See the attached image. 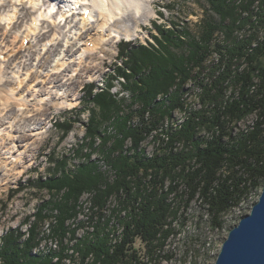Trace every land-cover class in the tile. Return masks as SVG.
<instances>
[{
	"label": "trees",
	"instance_id": "trees-1",
	"mask_svg": "<svg viewBox=\"0 0 264 264\" xmlns=\"http://www.w3.org/2000/svg\"><path fill=\"white\" fill-rule=\"evenodd\" d=\"M207 1L219 20H207L200 36L181 41L178 48L183 52L179 55L163 46L167 53L163 64L150 59L143 63L150 72L133 89V102L141 106L133 112L142 122L131 125L128 116H114L121 137H110L109 141L114 139L112 145L104 143L100 151L118 170V179L102 188L104 176L91 164L65 173L67 179L56 188L67 190L61 199L64 202L54 203L60 212L53 230L57 237L65 236V222L77 216L79 196L94 188L97 192L91 205L93 230L74 246L83 257L79 264H148L139 254L137 241L145 245L151 260L157 261L166 241L179 233L175 221L185 225V212L193 200L206 209L210 227L221 230L225 215L264 184V30L259 32V26L264 27V0ZM255 4L257 11L252 10ZM247 24L254 29L250 34L233 36ZM158 28L163 34L161 38L155 36L159 42L170 39V29ZM217 30L224 33L227 45L213 43ZM154 49L122 40L119 56L125 64L136 63L138 53ZM212 49L221 57L206 67ZM186 80L202 86L198 98L203 107L189 110L180 128L173 129L165 121L172 118L173 110L183 107ZM94 85H88L87 99L97 100L104 107L108 91L93 95ZM160 95L163 97L159 100ZM146 113L151 115L149 120H144ZM250 115H255L253 122L236 131ZM90 131L97 133L92 127ZM201 131L205 132L203 136ZM154 132V137H159L158 152L147 156L140 146ZM112 196L119 206L107 214ZM112 220L122 228L119 234ZM37 235L33 225L30 238L21 241L18 248L17 234L9 231L0 246V259L8 264H58L53 259L64 257L66 245L62 241L60 252L36 255L31 250Z\"/></svg>",
	"mask_w": 264,
	"mask_h": 264
},
{
	"label": "rangeland",
	"instance_id": "rangeland-1",
	"mask_svg": "<svg viewBox=\"0 0 264 264\" xmlns=\"http://www.w3.org/2000/svg\"><path fill=\"white\" fill-rule=\"evenodd\" d=\"M239 1L236 0L237 3ZM8 2L9 0H0V5H2L3 10L11 9L12 6L10 5H13L15 0L11 3ZM16 3L18 5L20 2L17 1ZM42 3L43 0H40L39 5ZM150 5H152L155 14L150 21H142L140 34L136 38L130 40L123 37L117 40V37H114L110 44L105 43L99 50H96L97 52L93 55L94 60L91 57L87 63L83 62L75 66H78V68L83 66L93 68L91 71L89 69L79 70L81 75L76 77L73 83H68L64 88V90L68 91L69 98L79 97V101L75 106L63 108L59 111L50 101L48 103L47 100L44 101V107H41V109H45L46 114L38 116L43 118L42 121L45 122V126L42 129L34 131V133L43 132L45 129H49V132L46 133L47 137L40 148L37 147L39 145V142H36L39 136L37 135L31 136V139L28 142L25 141L23 146H18V143H16L15 150L19 149L16 153L18 160L15 157H10L11 153H5L6 149H3L2 152L0 151V246L6 234L14 230L15 235L17 234V238L19 239L18 248L22 247L20 244L21 241L30 238V229L34 225L38 233L35 240L37 243L33 244L31 250L34 254H49L54 251L60 252L63 241L64 245H66L65 255L60 260L57 258L53 259V262L58 264L80 263L83 258L82 254L76 252L74 246H76L75 244L80 238L93 230L94 222H92L91 216L94 213L91 205L92 199L96 196L97 192L94 188L93 191L84 192L79 196V212L77 216L65 222L67 226L65 236L57 237L53 233V230L58 222L57 216L60 212L56 209L54 203L64 202L61 199L63 198V194L67 193V190L66 188H60V190L56 188L62 186V182L67 179L65 173L77 171L79 168L91 164L96 166V172L104 176L105 183H102V188H105L108 184L118 179V170L106 160L105 155L100 151V147L104 143L108 147L111 146L114 139L109 141V138L112 136L117 137L119 135L121 137L120 133L116 130L118 128L115 125L114 116L116 114L121 117L128 116V124L131 125H137L142 122L139 115L133 112L141 107L139 104L133 102V89L141 85L139 82L141 77L150 72L149 67L143 66V63L147 59H150L153 63L160 61L163 64L167 55L163 46H166L172 53L179 55V53L183 52V48H178L181 41L190 42L194 37L200 36L207 20H219V17L211 9L207 0H154ZM21 7L22 5H18V15L22 16L26 13L27 8L21 9ZM45 7L43 6V8ZM148 9L152 8L148 5ZM252 10H258L257 4L252 6ZM243 14L245 17L248 16V13ZM45 19L39 22L40 28L50 25V19ZM253 20L257 24L256 15H253ZM43 22H45L44 25ZM124 22L133 25L132 19H127ZM227 22L229 23V20ZM1 25L0 36L5 32ZM10 27L12 25L7 30H10ZM158 27L171 30L169 32L171 36L168 39L169 41L166 38L165 42H159L155 38V36L161 38L163 35L159 32L160 29ZM43 30H46V28H43ZM253 30L250 24H247L245 28L236 30L233 36L245 37ZM263 30L264 27L260 25V34H262ZM183 32H187L188 34L183 37L180 35ZM22 33L23 31L21 35ZM4 35L9 36V33L5 32ZM33 39L35 40V38ZM122 40L130 41L133 44H143L148 48L154 47L155 49L154 51L151 50V52L144 51L143 53H138L137 57L139 59L136 63L129 62V64H125V59L119 56V44ZM213 43H219L222 46L228 44L221 30L215 32ZM65 49L66 47H63L62 51ZM220 57V53L212 49V52L206 59L205 66L211 67V65L218 62ZM21 60L22 58H18L17 62ZM72 60L78 61V58ZM30 61L28 60L27 62L29 63ZM46 64H48L47 61ZM5 65L4 71L6 77L3 82L11 77V69H8V63H5ZM39 65L40 63L35 64L29 72L31 71L36 75L45 74V66L38 68ZM30 67L31 64L27 68ZM21 73H25L24 69H22ZM127 75L131 77L129 76L130 78H127ZM42 78L44 77L36 78L34 83L38 84ZM25 83L24 81L23 85ZM35 84L27 89L32 90L33 88H38L41 90L42 88L46 89L47 86L45 82L34 87ZM90 84H95L93 95L104 90L108 91V97L106 98L108 102L104 104V107L97 100L90 101L87 99V88ZM23 85L21 84L18 87L16 84L15 87L22 88ZM47 90L55 92V88L47 87ZM201 90V85L193 80H186L183 85V107L173 110L172 118L166 119L165 124L172 126L173 129H178L189 110L196 111L202 108L203 104L198 98ZM162 97L163 95L158 96L159 100ZM28 100V108H33L39 104V100L34 98V96L28 98ZM8 110H10L9 113L16 111L14 104ZM110 112L111 114H109ZM50 113L52 114L50 115ZM48 115L50 116L46 119ZM150 117L151 115L146 113L144 120H149ZM2 118L3 116H0V121ZM20 118L21 116L18 115L16 121ZM254 118L255 115H250L247 119L241 121L236 131L245 129L253 122ZM64 121L68 123H64ZM21 122L23 124L24 120L19 121L20 124ZM13 127L12 132L14 133L16 130L15 122ZM91 127L97 130V133H92L90 131ZM4 133V136L7 138V131ZM26 133L29 134L30 132L27 130ZM204 133V131H201V136ZM14 134H17V132ZM155 134L157 132L149 135L141 143L140 149L143 148L147 156L158 152L157 145L159 143V137L155 138ZM42 136L40 135V137ZM130 141V139L126 141L127 147L130 145ZM175 146L177 148L181 147L179 144ZM35 153H37L36 158L32 159ZM22 164L25 165V171L20 175H16V172L21 167L18 170H13L14 166H20ZM261 190L262 188L259 191L253 192L239 207L227 213L224 217L226 221L225 227L221 230H214L210 227L209 215L206 209L200 205L199 201L193 200L185 212L187 218L185 225L181 226L179 225V220L178 222L175 221L174 225H176L179 233L172 235L166 241L164 248L159 251V256L156 257L157 261L155 259L151 260L143 243L140 241L136 242L142 260L148 262V264H215L222 243L228 236L230 229L239 222L244 214L251 211L254 203L260 197ZM118 206L116 198L112 196L108 203L109 209L105 212L111 214L112 209L118 208ZM181 211L179 215L182 218ZM122 214H125V212ZM111 223L116 224L119 228L117 230L119 234L122 229L119 223L116 220H112ZM0 264L8 263L5 259H0Z\"/></svg>",
	"mask_w": 264,
	"mask_h": 264
},
{
	"label": "bare ground",
	"instance_id": "bare-ground-1",
	"mask_svg": "<svg viewBox=\"0 0 264 264\" xmlns=\"http://www.w3.org/2000/svg\"><path fill=\"white\" fill-rule=\"evenodd\" d=\"M12 1L9 0L8 3ZM17 1L20 2L18 5H22L21 9L27 8L22 16L18 15ZM39 1L15 0V3L10 5L12 8L8 10H3L0 5V25L3 23L1 26L5 32L9 33V36L4 35L5 32L0 36V116H3L0 121V151L6 149L5 153H11L10 157H15L16 160H18L16 153L19 151V149L15 150L16 143L18 146H23L25 141L28 142L31 139V136L39 135L36 142H39L37 147L40 148L47 137L46 133L49 129L34 133L45 126L43 118L38 116L46 114L45 109H41L44 107L45 100L47 103L50 101L59 111L78 103L79 97L69 98V93L64 88L81 75L79 70L89 69L91 71L93 68L75 66L83 62L87 63L91 57L94 60L93 55L97 52L96 50H99L105 43L110 44L114 37H117V40L123 37L130 40L136 38L140 34L142 21H150L155 14L150 5L154 0H83L78 7V12L73 15L69 14L71 10L68 7L69 3L66 4L69 0H43L41 5ZM56 5H59L60 9L56 10ZM148 5L152 9H148ZM43 6L46 7L43 8ZM88 10L89 14L86 15ZM44 18L45 20L50 19V25L40 28L39 22ZM127 19H132L133 25L125 23ZM11 25V29L7 30ZM63 47L66 49L62 51ZM18 58L22 60L17 62ZM75 58H78V61L72 60ZM28 60L31 61L28 63ZM5 63H8V69H11V77L3 82L6 77ZM39 63L38 68L45 66V74L36 75L29 72L35 64ZM30 64L31 67L27 68ZM22 69L25 73H21ZM41 76L44 78L35 84V79ZM24 81L26 83L23 85ZM43 82L47 83L46 89H27ZM16 84L18 87L22 84L23 87H15ZM47 87L55 88V92L48 91ZM32 96L39 100V104L28 108V98ZM12 104L16 111L9 113L8 108ZM18 115L21 118L16 121ZM21 120H24L23 124L19 123ZM14 122L17 134L12 132ZM27 130L29 134L26 133ZM5 131L8 133L7 138L4 136ZM40 135L43 136L40 137ZM36 155L37 153L32 159H35ZM17 165L13 170L21 167L16 172V175H20L26 168L23 164Z\"/></svg>",
	"mask_w": 264,
	"mask_h": 264
},
{
	"label": "water",
	"instance_id": "water-1",
	"mask_svg": "<svg viewBox=\"0 0 264 264\" xmlns=\"http://www.w3.org/2000/svg\"><path fill=\"white\" fill-rule=\"evenodd\" d=\"M215 264H264V184L251 211L230 229Z\"/></svg>",
	"mask_w": 264,
	"mask_h": 264
}]
</instances>
